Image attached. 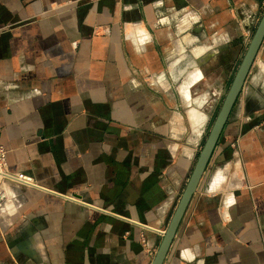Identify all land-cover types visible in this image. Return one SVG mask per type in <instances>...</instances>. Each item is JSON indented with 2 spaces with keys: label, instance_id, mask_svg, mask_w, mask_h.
Wrapping results in <instances>:
<instances>
[{
  "label": "crops",
  "instance_id": "crops-1",
  "mask_svg": "<svg viewBox=\"0 0 264 264\" xmlns=\"http://www.w3.org/2000/svg\"><path fill=\"white\" fill-rule=\"evenodd\" d=\"M263 9L0 0V264H152ZM164 264H264V43Z\"/></svg>",
  "mask_w": 264,
  "mask_h": 264
},
{
  "label": "water",
  "instance_id": "water-1",
  "mask_svg": "<svg viewBox=\"0 0 264 264\" xmlns=\"http://www.w3.org/2000/svg\"><path fill=\"white\" fill-rule=\"evenodd\" d=\"M264 43V13L254 32L252 40L246 50L241 64L235 74L231 86L226 94L220 111L213 123L212 128L205 140V143L197 157L195 166L185 185L178 204L166 228V232L161 239L158 250L152 264H164L172 243L176 237L178 228L188 209V206L198 190L200 182L206 173L209 163L214 155L217 144L230 119V116L238 102L244 85Z\"/></svg>",
  "mask_w": 264,
  "mask_h": 264
},
{
  "label": "built area",
  "instance_id": "built-area-1",
  "mask_svg": "<svg viewBox=\"0 0 264 264\" xmlns=\"http://www.w3.org/2000/svg\"><path fill=\"white\" fill-rule=\"evenodd\" d=\"M0 179L10 181L22 187H33L34 183L23 173H15L9 169L7 161V151L0 143ZM166 229H159L157 234L160 238H163ZM142 244L148 249V242L144 236L141 238Z\"/></svg>",
  "mask_w": 264,
  "mask_h": 264
},
{
  "label": "rangeland",
  "instance_id": "rangeland-1",
  "mask_svg": "<svg viewBox=\"0 0 264 264\" xmlns=\"http://www.w3.org/2000/svg\"><path fill=\"white\" fill-rule=\"evenodd\" d=\"M263 12H264V9H263ZM245 52H246V51L243 52V56L245 55ZM243 56L240 57V60L238 61L237 66L235 67V69H234V71H233V73H232V75H231V77H230V79H229V82L227 83V86H226L225 92H224V94H223L222 101L219 103V105H218V107H217V109H216V112L214 113L213 119L211 120V122H210V124H209V126H208V130H207L206 138H207V136H208V134H209L210 129H211L212 126H213V123H214V121H215V119H216V117H217L219 111H220V108H221V106H222V104H223V101H224V99H225V97H226V94H227V92H228V90H229V88H230V86H231V83H232V81H233V79H234V77H235V74H236V72H237V70H238V68H239V66H240V64H241V61H242V59H243ZM205 140H206V139H205Z\"/></svg>",
  "mask_w": 264,
  "mask_h": 264
}]
</instances>
